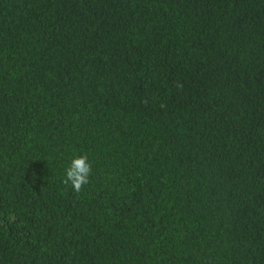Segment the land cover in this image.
Here are the masks:
<instances>
[{
	"label": "trees",
	"instance_id": "trees-1",
	"mask_svg": "<svg viewBox=\"0 0 264 264\" xmlns=\"http://www.w3.org/2000/svg\"><path fill=\"white\" fill-rule=\"evenodd\" d=\"M0 264H264V0H0Z\"/></svg>",
	"mask_w": 264,
	"mask_h": 264
},
{
	"label": "clouds",
	"instance_id": "clouds-1",
	"mask_svg": "<svg viewBox=\"0 0 264 264\" xmlns=\"http://www.w3.org/2000/svg\"><path fill=\"white\" fill-rule=\"evenodd\" d=\"M92 172V165L87 155H81L71 160L70 166L66 169L65 185H71L76 193H79L83 186L88 184Z\"/></svg>",
	"mask_w": 264,
	"mask_h": 264
}]
</instances>
